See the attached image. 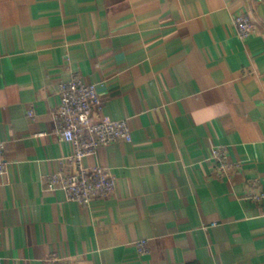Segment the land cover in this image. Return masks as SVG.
I'll list each match as a JSON object with an SVG mask.
<instances>
[{
  "label": "crops",
  "instance_id": "1",
  "mask_svg": "<svg viewBox=\"0 0 264 264\" xmlns=\"http://www.w3.org/2000/svg\"><path fill=\"white\" fill-rule=\"evenodd\" d=\"M71 70L133 134L86 158L116 177L89 206L46 186L74 152L53 120ZM0 140L5 264H264V0H0Z\"/></svg>",
  "mask_w": 264,
  "mask_h": 264
},
{
  "label": "built area",
  "instance_id": "2",
  "mask_svg": "<svg viewBox=\"0 0 264 264\" xmlns=\"http://www.w3.org/2000/svg\"><path fill=\"white\" fill-rule=\"evenodd\" d=\"M256 23V19L247 12L237 14L234 19L236 31L242 39L258 33ZM59 95L61 105L54 112L53 118L55 133L62 141L73 144L74 152L61 161L60 171L47 178V190H62L70 200L89 206L97 198H107L114 194L116 177L108 168L87 166L86 158L102 147L118 142L131 143L133 134L125 119L96 117L103 110V98L97 84L85 82L77 70H71L69 77L60 84ZM4 153L5 143L0 140V179L9 173ZM212 158L219 163L218 169L223 173L241 168L240 163H231L229 155L221 146L213 148ZM250 197L260 201L264 199V193ZM138 250L143 256L148 254V240H140ZM0 264H5L1 256ZM48 264L64 263L57 256H52Z\"/></svg>",
  "mask_w": 264,
  "mask_h": 264
}]
</instances>
